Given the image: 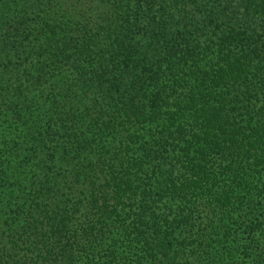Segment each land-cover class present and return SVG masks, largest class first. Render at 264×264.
Returning a JSON list of instances; mask_svg holds the SVG:
<instances>
[{"label": "trees", "instance_id": "obj_1", "mask_svg": "<svg viewBox=\"0 0 264 264\" xmlns=\"http://www.w3.org/2000/svg\"><path fill=\"white\" fill-rule=\"evenodd\" d=\"M0 264H264V0H0Z\"/></svg>", "mask_w": 264, "mask_h": 264}]
</instances>
